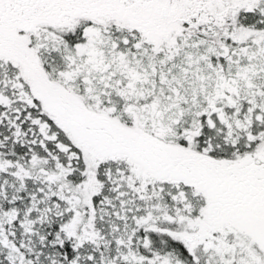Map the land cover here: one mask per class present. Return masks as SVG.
Segmentation results:
<instances>
[{
    "label": "snow or ice",
    "instance_id": "snow-or-ice-1",
    "mask_svg": "<svg viewBox=\"0 0 264 264\" xmlns=\"http://www.w3.org/2000/svg\"><path fill=\"white\" fill-rule=\"evenodd\" d=\"M0 264H264V0H0Z\"/></svg>",
    "mask_w": 264,
    "mask_h": 264
}]
</instances>
